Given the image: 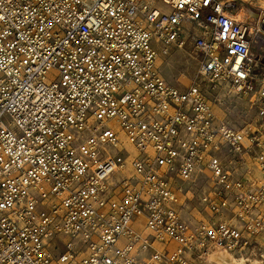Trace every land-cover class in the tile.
<instances>
[{
  "label": "built area",
  "instance_id": "built-area-1",
  "mask_svg": "<svg viewBox=\"0 0 264 264\" xmlns=\"http://www.w3.org/2000/svg\"><path fill=\"white\" fill-rule=\"evenodd\" d=\"M237 9L0 0V264L264 260V44ZM171 47L197 67L183 90L159 71ZM202 80L247 98L255 124L216 116Z\"/></svg>",
  "mask_w": 264,
  "mask_h": 264
},
{
  "label": "rangeland",
  "instance_id": "rangeland-1",
  "mask_svg": "<svg viewBox=\"0 0 264 264\" xmlns=\"http://www.w3.org/2000/svg\"><path fill=\"white\" fill-rule=\"evenodd\" d=\"M235 1L237 8L239 7L240 9H243L245 13H247V11L257 13L258 17H250L246 14L245 20L255 27V32L260 36L261 43L264 44V27L259 25V21L264 19V4H262L260 0ZM157 63L161 75L167 80V82L181 90L187 88L195 78L197 70L195 61L188 53H185L181 49L175 47L169 48L166 53L159 56ZM197 81H199V79H197ZM199 84L205 92L208 100L211 102L212 110L216 116L224 118L230 125L237 128H241L247 124H255V108L250 105L248 99L242 96V94L228 91L220 86L212 87V85L204 80L200 81ZM135 155L136 151L133 147L126 145V160H130ZM191 191L192 194L189 193L187 195L191 200H185L182 214L184 216L191 215L196 219L200 217L198 211H201V206L199 204L200 188L194 187ZM235 257L244 258L247 261L258 259L259 264H261L260 259L256 258V256Z\"/></svg>",
  "mask_w": 264,
  "mask_h": 264
},
{
  "label": "bare ground",
  "instance_id": "bare-ground-1",
  "mask_svg": "<svg viewBox=\"0 0 264 264\" xmlns=\"http://www.w3.org/2000/svg\"><path fill=\"white\" fill-rule=\"evenodd\" d=\"M242 1H245V0H242ZM260 2L264 4V0H260ZM246 14L249 15L250 17L257 16V13H254L252 11H247V13H245L243 9L239 8L236 13V18L239 20H245ZM206 259L208 262L215 263V264H259L258 259H252L251 261H247L244 258H236L231 253L223 251V250H218V249L212 250L207 255Z\"/></svg>",
  "mask_w": 264,
  "mask_h": 264
},
{
  "label": "crops",
  "instance_id": "crops-1",
  "mask_svg": "<svg viewBox=\"0 0 264 264\" xmlns=\"http://www.w3.org/2000/svg\"><path fill=\"white\" fill-rule=\"evenodd\" d=\"M257 239H258L260 242H264V234L258 236ZM256 258H259V257L256 256ZM259 259H260L261 264H264V260H262L261 258H259Z\"/></svg>",
  "mask_w": 264,
  "mask_h": 264
},
{
  "label": "water",
  "instance_id": "water-1",
  "mask_svg": "<svg viewBox=\"0 0 264 264\" xmlns=\"http://www.w3.org/2000/svg\"><path fill=\"white\" fill-rule=\"evenodd\" d=\"M262 27H264V25H262Z\"/></svg>",
  "mask_w": 264,
  "mask_h": 264
}]
</instances>
